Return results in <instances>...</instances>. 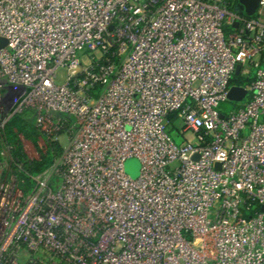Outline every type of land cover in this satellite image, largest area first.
<instances>
[{
  "label": "built area",
  "instance_id": "obj_1",
  "mask_svg": "<svg viewBox=\"0 0 264 264\" xmlns=\"http://www.w3.org/2000/svg\"><path fill=\"white\" fill-rule=\"evenodd\" d=\"M0 37V264H264V0H0ZM26 112L67 138L38 175L4 138Z\"/></svg>",
  "mask_w": 264,
  "mask_h": 264
},
{
  "label": "trees",
  "instance_id": "obj_2",
  "mask_svg": "<svg viewBox=\"0 0 264 264\" xmlns=\"http://www.w3.org/2000/svg\"><path fill=\"white\" fill-rule=\"evenodd\" d=\"M229 8L235 9L238 0H225ZM232 83L244 84L240 77L236 75ZM21 135L37 142L41 137L40 131L34 126L33 120L25 117L23 114H15L6 123L4 128V138L8 145L12 147L11 155L15 162L23 164L24 170L31 175H38L50 167L55 157L62 151V146L58 141H52L48 144L46 150H41L40 157L36 159L27 158L22 145ZM22 184L30 186L33 184L31 179L23 171L18 172Z\"/></svg>",
  "mask_w": 264,
  "mask_h": 264
},
{
  "label": "rangeland",
  "instance_id": "obj_3",
  "mask_svg": "<svg viewBox=\"0 0 264 264\" xmlns=\"http://www.w3.org/2000/svg\"><path fill=\"white\" fill-rule=\"evenodd\" d=\"M235 11H237L239 13H245L244 8L239 3V1L237 2ZM255 73H256V69L255 68H253V67L250 68L249 65H247V64L245 65L244 64L242 73L240 75H238V76L240 77V79L242 80V82L246 85L247 82L249 81V79L254 78ZM65 76H66V72L64 70H60L58 72V80L63 81L65 79ZM15 94L16 93L11 88H9V87H6V88H3V89L0 90V120L1 121L7 120V118L11 115V113L17 107L19 101L17 102L15 100V96H16ZM13 95H15V96H13ZM246 98L242 99L241 101H237L238 104L245 103ZM223 104H230V103H223ZM30 113L31 112H26L23 115L25 117L30 118V119L33 120V117H32V115ZM33 124L35 126L34 120H33ZM174 133H175V131L174 130H171V135L175 138V140H176L177 143H180L182 139H180L179 137H177ZM186 136L189 139H193V136H192L191 133H187ZM21 139H22L23 150H24L27 158H29V159L39 158L40 157L41 150H46L47 149V146L49 144V142L47 141L46 137L43 136L42 134H41V137H39V139H38L37 142H34L31 139H28V138L24 137L23 135H21ZM66 139H67L66 138V135H61L60 138L58 140H56V141H58L61 144V146H63L65 144V140ZM59 155L60 154H58L55 157L54 162L57 160V158L59 157ZM129 160H131V159H129ZM127 162H126V164H127ZM131 163L132 164L129 165V170L130 171H135L138 168V165H139V170H140V163H139L138 159L132 158V162ZM126 169H127V165H126ZM127 172L129 173V171H127Z\"/></svg>",
  "mask_w": 264,
  "mask_h": 264
},
{
  "label": "water",
  "instance_id": "obj_4",
  "mask_svg": "<svg viewBox=\"0 0 264 264\" xmlns=\"http://www.w3.org/2000/svg\"><path fill=\"white\" fill-rule=\"evenodd\" d=\"M239 3L243 6L244 10H245V14L246 15H253L259 5L260 0H238ZM237 25V24H235ZM7 44L6 39L0 37V48L5 46ZM240 68L241 65H237L235 74L238 75L240 72ZM247 95V89L241 86H232L229 94H228V98L230 100L233 101H241L242 99H244V97ZM222 108L224 109V111H228L232 108V104H222ZM197 156V155H196ZM132 159L129 160L127 162V171H129V174L132 177H137V175L139 174V165L138 168L135 171H130L129 170V165H131L132 163Z\"/></svg>",
  "mask_w": 264,
  "mask_h": 264
}]
</instances>
